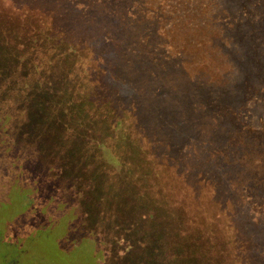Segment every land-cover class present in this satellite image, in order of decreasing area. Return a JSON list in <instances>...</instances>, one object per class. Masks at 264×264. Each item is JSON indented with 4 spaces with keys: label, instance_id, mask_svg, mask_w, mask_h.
<instances>
[{
    "label": "rangeland",
    "instance_id": "1",
    "mask_svg": "<svg viewBox=\"0 0 264 264\" xmlns=\"http://www.w3.org/2000/svg\"><path fill=\"white\" fill-rule=\"evenodd\" d=\"M255 5L247 12L261 24L228 56L231 63L215 49L210 74L207 65L191 66L190 50L200 35L190 40L186 29L176 30L173 61L167 59L174 87L164 97L145 88L148 113L147 102L136 111L87 73L79 63L90 57L86 45L68 46L66 37L55 44L32 41L25 25L27 34L23 28L18 35L22 47L0 28V264H264V217L252 215L244 201L247 196L253 211L263 212L264 189L255 181L238 192L237 181L223 178L248 171L239 160L243 153L258 166L253 179L264 171V0ZM10 25V32L19 28ZM211 37L216 44L221 35ZM53 50L70 56L66 72L55 78L74 89L79 71L97 79L86 104L71 97L76 91L70 93L69 83L65 91L56 84L57 101L49 106L42 99L45 81H51L43 57L52 58ZM208 78L217 88L205 83ZM246 94L254 99L245 100ZM159 113L173 115L174 135ZM132 128L143 135L138 164L126 145ZM208 142L220 158L210 164L213 170L206 162ZM109 161L134 166L137 177L123 182L127 173ZM190 168L183 183L179 176ZM196 186L200 216L185 208Z\"/></svg>",
    "mask_w": 264,
    "mask_h": 264
},
{
    "label": "trees",
    "instance_id": "2",
    "mask_svg": "<svg viewBox=\"0 0 264 264\" xmlns=\"http://www.w3.org/2000/svg\"><path fill=\"white\" fill-rule=\"evenodd\" d=\"M258 1L259 0H0V28L6 33L7 37L10 38V41L17 40L22 47H24L23 36L18 35L23 28L27 34V29L24 27L25 25L29 28L27 36L31 38L32 41L55 44V42H57L56 39L61 40L63 37H66L68 39V42H66L68 46L71 44L80 46L86 45L90 57L86 61L84 59L83 62L79 61V63L82 67L87 69V73L100 77L104 86L112 89L114 93L112 97L114 100L120 99L121 96L126 97L128 102L136 108V111H139L138 108L143 105V101L147 102L148 113V109L151 108V101L149 102V96L145 95L144 89L155 88L157 96L161 94L162 97H164L166 92L171 87H174L172 85V74L174 70L171 68L169 60L173 61L172 52L176 50L175 40L173 39L176 30L186 29L189 32L188 35H190V40H195L194 35H200V41L190 50V53L193 55V57L190 58L191 66L196 69L199 68L201 64L207 65L209 66L208 68H210L208 69V74H210L213 72L211 58L215 49L216 52L218 51L220 54L226 55L224 58H221V61L226 59V62L230 61L231 63L232 59L228 56L234 57L235 50H241L244 47V38L246 39L249 34L255 32L253 30L256 24H261L260 20L257 21L252 18V12H247V9L257 8L255 4H258ZM11 22L19 27L17 31L10 32L11 26H14L10 25ZM206 28L210 30V33H207L208 31ZM250 29H252V31H250ZM204 30L206 33H204ZM212 31L215 33L213 34ZM59 32L63 34H59ZM235 32H238V34L241 33L240 35L242 37ZM211 35H221L216 44ZM25 43L26 45L28 44L27 41H25ZM60 52L62 51L53 50L52 58L48 59L45 54V57H43V59L50 64H47L49 67L46 74L51 81H45L47 87H43L41 92V97L47 105L57 101L55 98L57 94L56 91H58V89H56V84H61V86L58 85L60 88L59 91H61V89L65 91L68 83L71 85L66 79L55 78L57 74L61 75L63 72H66L65 62L70 58V56H65ZM18 54L20 55V53ZM70 55L73 54L71 53ZM72 57L75 59L74 56ZM179 58L182 59L183 56ZM185 59H187V56ZM157 60H162V63H156ZM156 65H158V69H155ZM52 74L53 77L49 76ZM77 76L79 89H74L71 85L70 93L75 91L76 93L67 95H71L72 98L77 99V103L86 104V97L90 98L89 95L86 96L89 87H91L89 84H96L97 79L89 80L81 75L80 71L79 74L77 73ZM204 81H206L205 83L209 86L217 88V84H215L212 78H208L207 80L204 79ZM160 84H164L165 86ZM41 85H45L44 82L41 83ZM81 90L83 93H81ZM93 91L96 90L94 89ZM60 95L63 96V94ZM92 96L93 92L91 97ZM60 100H58L57 106L60 114H62L63 109L60 106ZM67 102L65 106H68ZM105 107L108 108L107 106ZM158 115L159 119L164 122V129L174 135L176 132L173 127V115H167L165 113H159ZM120 123H122L121 119L118 118L114 125V128L118 131L121 128ZM55 125L54 123L53 127H55ZM137 131L136 128L131 129L132 133H130L129 142L126 143L130 148L129 155L133 157L132 162L135 164H138L137 139L143 137L142 131L138 135ZM219 138L220 137L214 138V141ZM209 139H213V137ZM133 141H135L136 144L132 143ZM193 143H196V141ZM211 147L212 145L210 144L209 147L208 142L206 162L208 163L209 170H213V166L210 164H215L220 159L217 155L215 156L212 152L210 153ZM187 148L189 149L188 146ZM239 160L246 163L245 165H241L248 166V171L243 175L237 174V176L227 173V176L224 174L223 178L227 182H230V184L237 181L235 190L238 192L245 193V191L252 186L251 182L255 181V187L264 189V171H262L263 174L261 177L259 175L257 179H253V171L258 167L256 162L248 160L246 153L241 154ZM224 161L225 157L223 158V162ZM110 163L113 165L116 164L113 162ZM116 165L115 167L119 170L124 169L127 173V179H123V182H130L129 176L137 177V173L133 174L132 172L134 166L130 167V165H126L125 163ZM242 168L245 169V167ZM136 170H138V167H136ZM189 170H191V168L185 170V172L179 176V180L183 183H185V179L189 176ZM191 187L192 186L186 188L185 186V188L190 191ZM196 190L197 186L193 187L192 192L195 193V195H193L195 198L192 201H188V205L185 208L189 206V212H193L194 216H200L202 214V202H197L199 199L196 198V196H198V191ZM181 197L185 198L184 195H181ZM149 198H151L150 195H147L146 199ZM145 201L149 203L148 200ZM244 201L248 210L253 213L252 215L258 214L260 217H264V211L261 213L253 211V200L245 196ZM176 204L179 206L181 203L176 202ZM150 206H152V204H150L149 207ZM256 230L260 232L258 228H256ZM261 252H263V250ZM236 253L237 252H235V254Z\"/></svg>",
    "mask_w": 264,
    "mask_h": 264
},
{
    "label": "flooded vegetation",
    "instance_id": "3",
    "mask_svg": "<svg viewBox=\"0 0 264 264\" xmlns=\"http://www.w3.org/2000/svg\"><path fill=\"white\" fill-rule=\"evenodd\" d=\"M263 87H264V83H263ZM262 90H263V93H264V89H262ZM247 97H249V99H254V97H253L252 95H248V94H246V95H245V100H246ZM245 100H244V101H245Z\"/></svg>",
    "mask_w": 264,
    "mask_h": 264
}]
</instances>
